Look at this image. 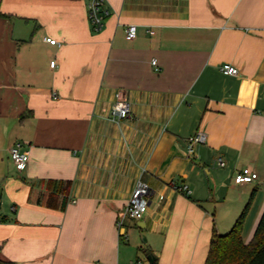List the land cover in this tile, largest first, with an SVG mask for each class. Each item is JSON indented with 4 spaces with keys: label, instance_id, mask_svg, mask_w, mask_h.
Listing matches in <instances>:
<instances>
[{
    "label": "crops",
    "instance_id": "1",
    "mask_svg": "<svg viewBox=\"0 0 264 264\" xmlns=\"http://www.w3.org/2000/svg\"><path fill=\"white\" fill-rule=\"evenodd\" d=\"M107 5L96 31L85 0H0V264H205L253 193L246 243L264 213V0ZM245 168L258 178L237 184ZM140 183L148 211L122 236Z\"/></svg>",
    "mask_w": 264,
    "mask_h": 264
},
{
    "label": "built area",
    "instance_id": "2",
    "mask_svg": "<svg viewBox=\"0 0 264 264\" xmlns=\"http://www.w3.org/2000/svg\"><path fill=\"white\" fill-rule=\"evenodd\" d=\"M88 8V18L92 26L96 31H101L105 25L106 18L110 15V10L107 5V0H85ZM138 28L137 25H129L126 29L127 40H134L137 37ZM47 42L53 45H59V41L52 38H47ZM55 61L52 62V66H55ZM153 65L157 64L156 60H153ZM221 71L225 75L237 76L239 70L236 66L226 63L221 67ZM111 114L114 118L126 119L132 114V103L130 99L121 91L116 92L114 103L111 107ZM207 140V136L203 132H199L190 140L189 150L190 153H194V144L201 142L204 143ZM11 159L18 171L26 169L30 155L28 152L23 151V144L17 142L10 150ZM221 166H224L223 162H220ZM258 178V174L249 168H245L237 174L235 182L237 184H246L255 181ZM182 190L190 193L187 186L181 188ZM151 190L148 185L140 183L132 194L128 204L121 213L117 226L122 236H128L125 232V220L127 218H133L135 220H141L149 208V196ZM138 264H142L139 262Z\"/></svg>",
    "mask_w": 264,
    "mask_h": 264
},
{
    "label": "trees",
    "instance_id": "3",
    "mask_svg": "<svg viewBox=\"0 0 264 264\" xmlns=\"http://www.w3.org/2000/svg\"><path fill=\"white\" fill-rule=\"evenodd\" d=\"M51 184L54 188L56 182L51 181ZM51 184L50 190L52 188ZM254 195L255 193L252 194L250 201L229 233L222 235L218 233L216 227L213 228L205 264H264V213L252 240L246 243L243 237L246 219ZM154 264H157V262H154Z\"/></svg>",
    "mask_w": 264,
    "mask_h": 264
},
{
    "label": "water",
    "instance_id": "4",
    "mask_svg": "<svg viewBox=\"0 0 264 264\" xmlns=\"http://www.w3.org/2000/svg\"><path fill=\"white\" fill-rule=\"evenodd\" d=\"M2 198V191L0 192V199ZM0 207H1V202H0ZM148 260L150 261V263H153L154 262V257L152 256H148Z\"/></svg>",
    "mask_w": 264,
    "mask_h": 264
}]
</instances>
